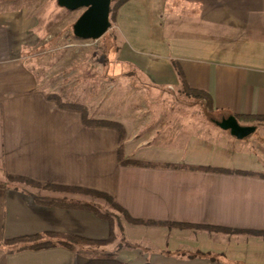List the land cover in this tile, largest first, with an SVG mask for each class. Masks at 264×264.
I'll list each match as a JSON object with an SVG mask.
<instances>
[{"label":"crops","instance_id":"crops-1","mask_svg":"<svg viewBox=\"0 0 264 264\" xmlns=\"http://www.w3.org/2000/svg\"><path fill=\"white\" fill-rule=\"evenodd\" d=\"M45 17L21 0H0V243L45 233L107 239L110 223L93 208L110 204L93 192L142 223H118L125 243L99 250L0 246V264H264V177L200 169L264 174V121H240L256 134L239 140L206 111L171 106L182 89L176 61L189 87L211 96L214 115L264 117V0H128L118 8L108 75L156 93L123 95L140 106L99 119L123 126L122 143L117 129L88 125L50 98L81 100L63 95L64 81L36 61L51 37ZM120 145L123 160L154 166L122 164Z\"/></svg>","mask_w":264,"mask_h":264},{"label":"rangeland","instance_id":"rangeland-1","mask_svg":"<svg viewBox=\"0 0 264 264\" xmlns=\"http://www.w3.org/2000/svg\"><path fill=\"white\" fill-rule=\"evenodd\" d=\"M21 1H23L27 6L31 7L32 10L38 12L41 11L42 14H45L46 16L45 21L47 24V36L51 37L46 40L47 45H45V47H43L41 50L43 53H40V55L38 54L36 61H39L40 63L44 61L43 64L47 66L48 74H50L49 76L52 75L51 77L54 76V79L64 81V86L67 87L65 90L66 93L63 92V95H74L76 93L79 94V98H81V100L78 101L80 103L79 105L83 107L87 105L89 107L90 116L94 117L95 120H99L102 117H107L108 115H117L120 110H123L127 107L134 108L136 105L140 106L142 99L137 103H124L120 101L123 100V95H147L151 97L152 95L154 96L156 94L153 92V90L148 88L145 89L140 86L139 81L137 80H134L132 83L133 86L128 88L126 86L119 85L117 78H115L113 75H108L107 52L110 47H115L113 45V41L109 37L111 36L109 32H107L100 40L97 41H78L75 39L73 36L71 22L74 21L77 16L79 17L83 10L69 11L67 9L61 8L58 6L57 0ZM55 24L56 27L61 25V30L57 29V31H55ZM55 49L57 51L54 53L52 50ZM167 93L171 94L170 90L167 91ZM88 95L89 97L93 96V100H90L89 102L82 100V97L86 98ZM173 95L174 104L172 103L171 106H174V110L206 111L208 121H210L211 117H215L220 121L224 119L219 114H209L203 101L187 97L182 92V90L173 92ZM162 107H164V109H169L166 108L165 104ZM162 107L158 109H162ZM255 134L256 133L252 134L251 136H254ZM99 209L103 212L111 214L112 219L114 220L113 229L115 241L113 243H115L117 240H119L122 244L125 243L124 238L122 240L118 239V237L121 238V232L119 231V233H115L117 224L123 223V220H126L124 215L108 204L105 207L100 206ZM94 247L97 248L96 250H99L104 246Z\"/></svg>","mask_w":264,"mask_h":264},{"label":"trees","instance_id":"trees-1","mask_svg":"<svg viewBox=\"0 0 264 264\" xmlns=\"http://www.w3.org/2000/svg\"><path fill=\"white\" fill-rule=\"evenodd\" d=\"M128 0H112V6H111V13H110V20L114 21L116 17V13L118 11V8L123 5ZM175 68L177 70V73L179 75L181 85H182V92L190 98H195L197 100L203 101L206 105L207 111L209 114H214L213 110V102L211 96L205 92L200 90H195L189 87L185 76L182 72L181 67L179 64L175 61L174 62ZM50 98L55 100L57 104L63 108L66 109H76L82 112L83 120L88 125H95V126H107L115 128L120 133V141L122 143L124 137H125V130L123 126L117 122L112 121H106V120H92L88 116V111L85 107L79 105V104H72V103H63L61 101V98L56 95H50ZM238 122L242 120H250V121H264V117H250L246 118L245 116H234ZM210 121L217 125V123L220 120H217L215 117H211ZM119 159L122 164L125 165H132V166H154L152 164L143 163V162H137V161H125L123 160V147L120 145L119 147ZM204 171L209 172H216L221 174H245V175H252V176H259L264 177V174H257V173H248V172H241V171H235V170H227V169H219V168H200ZM9 181L13 182H20L24 183L30 187L33 188H42L44 186H41L39 184H36L30 180L24 179V178H18V177H12L8 176ZM93 194L98 197L106 200L112 208L115 210L121 212L125 219L133 224H141L142 222H138L135 220H132L129 215L120 207L118 204H116L111 197H109L106 194L99 193V192H93ZM93 211L96 213L97 216L100 218L107 220L110 223V234L107 239L105 240H89L81 237H74V236H60L52 233H45V234H38V235H31V236H23V237H17L12 239H6L2 243H0V246H4L7 248V251L9 253H16L21 252L25 250H41V249H47L52 248L56 246H63L67 247L71 250L77 251L79 246L83 245H90V246H106L115 241V234H114V220L112 219L111 214L102 212L98 208H93Z\"/></svg>","mask_w":264,"mask_h":264},{"label":"water","instance_id":"water-1","mask_svg":"<svg viewBox=\"0 0 264 264\" xmlns=\"http://www.w3.org/2000/svg\"><path fill=\"white\" fill-rule=\"evenodd\" d=\"M57 4L69 11L83 10L72 27L76 39L97 41L112 27V0H57ZM217 125L239 140L246 139L256 132L255 126H242L234 116L224 118Z\"/></svg>","mask_w":264,"mask_h":264}]
</instances>
